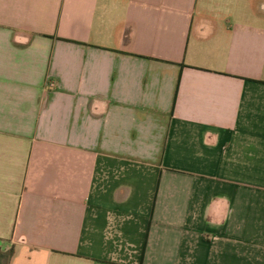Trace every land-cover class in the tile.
<instances>
[{
    "label": "crops",
    "instance_id": "crops-1",
    "mask_svg": "<svg viewBox=\"0 0 264 264\" xmlns=\"http://www.w3.org/2000/svg\"><path fill=\"white\" fill-rule=\"evenodd\" d=\"M2 264H264V0H0Z\"/></svg>",
    "mask_w": 264,
    "mask_h": 264
},
{
    "label": "trees",
    "instance_id": "trees-1",
    "mask_svg": "<svg viewBox=\"0 0 264 264\" xmlns=\"http://www.w3.org/2000/svg\"><path fill=\"white\" fill-rule=\"evenodd\" d=\"M14 256V249H11L8 253L0 252V264H2V261L7 259L10 261Z\"/></svg>",
    "mask_w": 264,
    "mask_h": 264
},
{
    "label": "rangeland",
    "instance_id": "rangeland-1",
    "mask_svg": "<svg viewBox=\"0 0 264 264\" xmlns=\"http://www.w3.org/2000/svg\"><path fill=\"white\" fill-rule=\"evenodd\" d=\"M4 262H6V259L4 260ZM6 264V263H5Z\"/></svg>",
    "mask_w": 264,
    "mask_h": 264
}]
</instances>
